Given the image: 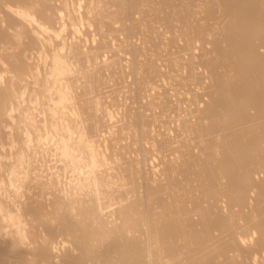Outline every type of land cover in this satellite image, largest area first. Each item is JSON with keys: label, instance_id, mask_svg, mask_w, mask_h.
Returning a JSON list of instances; mask_svg holds the SVG:
<instances>
[{"label": "bare ground", "instance_id": "6f19581e", "mask_svg": "<svg viewBox=\"0 0 264 264\" xmlns=\"http://www.w3.org/2000/svg\"><path fill=\"white\" fill-rule=\"evenodd\" d=\"M149 1L0 0V264H264V0Z\"/></svg>", "mask_w": 264, "mask_h": 264}, {"label": "rangeland", "instance_id": "374dc122", "mask_svg": "<svg viewBox=\"0 0 264 264\" xmlns=\"http://www.w3.org/2000/svg\"><path fill=\"white\" fill-rule=\"evenodd\" d=\"M200 1H203V0H196V2H200ZM205 4L208 5V7H210L209 9H211V10L209 12H212V13L215 12V5H211L209 0H206ZM155 6H158L156 4V0H154V3L152 1H149V3L146 6V8L148 9L150 7H155ZM153 12L154 11L150 12L149 15L145 16V18H147L148 20H151L150 17H151ZM143 15L144 14H141L140 12L132 15L130 11H127V17H126L127 19L124 20L123 22H119V23L115 24V26H114V27H117V28H120V27L125 28V30H123L122 33H118V32H115V33H117L118 37H120V39L118 38L119 40H123V38L125 37L123 46L126 47V53L127 54L126 53H121V54L118 53V54L113 55V53H109V55L111 57V59L109 61V62H111V65H112L111 69H108L106 66H104V64H106V63L101 62V61H99L98 65H96V67H95L96 70L99 71L101 69L102 72H103L101 74V76L103 77V79L101 81L103 83H102V86L99 89V92H100V95L106 101L116 99V101L121 102L122 98L124 96L128 95L126 92L128 90L127 85L129 83L126 80H124V77L120 73V71H121L120 70V66H121V64L126 62V60H125L126 57L129 58L130 62H132V67L136 71V74H135L136 78L138 77L137 72H139V69L137 68V67H139L138 62L147 61L146 60L147 58L150 59V60H153V59L156 60V63H158L159 65H162V69L165 70V66L164 65L166 64V61H164V59L163 60H160V59L158 60V58H157L158 55H156V54H154L152 52L154 49L157 48V46L153 45V42H148L147 38L144 37V35L139 31V29L133 27V24H136L137 20L141 19L140 17H142ZM202 15H206V14L205 13H201V14L199 13L198 16L202 17ZM216 17L217 16H213V17H208V19L206 18L205 20L203 19L202 20V24H205V25H207V24L209 25L210 24V26L213 28V24H218V21L216 20ZM222 20H223V17H220L219 21H222ZM206 27L207 26H205V28ZM140 28H141V26H140ZM145 35L146 36H148V35H151V36L153 35L154 36L155 33H152V34L151 33L150 34L146 33ZM217 36H219L218 33H213V31H212L209 34L208 39L209 38L213 39L214 37H217ZM164 42H167V41L164 40ZM168 43L170 44V42H168ZM171 43H172V41H171ZM200 44H201V42L198 43V45H200ZM263 44H264V38H263ZM179 45L180 46H184L185 45V40L179 39L176 42V44H171V45H168L166 47L168 49H171L170 51H173V50H176V49L178 50V46ZM211 46H212V43L209 44L208 47L210 48ZM144 47L149 48V49L148 50H144L143 49ZM146 51H148L147 56H146ZM260 51L264 52V47H261ZM196 52H200V50L196 49ZM185 53L187 54L188 52L184 51L183 55H186ZM132 80H130V81H132ZM148 81H149V79H147V81L145 82V87L146 86L150 87V84L148 83ZM136 98H137V96H136ZM136 106H137V104H136ZM196 118L197 117H193V121L194 122L198 121ZM161 139L163 141L165 139V137L163 135H161ZM124 143H126V142L124 141ZM140 144H141V140H138V142L133 145V149L136 150L137 145H140ZM162 150H165V149H162ZM166 150H167V152H166ZM166 150H165V153L168 154L169 150L167 148H166ZM165 153H163V154H165ZM133 155H135V154H133ZM141 155L142 154H140V156ZM187 155L188 154H186L184 158L190 157V155H188V156ZM145 159L146 158L144 157V161H145ZM141 162H143V159H141ZM141 162H140V165L137 164V167L135 166V168H139L140 167V170H143V169L146 170L147 167H144V166L148 162L147 163H146V161L143 162V163H146L145 165L143 163H141ZM146 166H148V165H146ZM160 168L161 169L163 168V163L160 164ZM161 174H163L162 175L163 178H164V175L166 176L165 173H161ZM261 175H263V174H261ZM168 181L169 180L166 178L163 181L160 180L157 184L166 185V183ZM194 183L196 184L197 181H195ZM144 184H145V182L143 183V185ZM142 190H145L144 187H142ZM3 238H5V237H3Z\"/></svg>", "mask_w": 264, "mask_h": 264}]
</instances>
